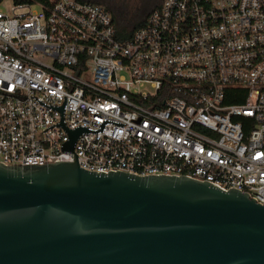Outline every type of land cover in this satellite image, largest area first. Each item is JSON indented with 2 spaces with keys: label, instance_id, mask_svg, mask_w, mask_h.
Wrapping results in <instances>:
<instances>
[{
  "label": "built area",
  "instance_id": "1",
  "mask_svg": "<svg viewBox=\"0 0 264 264\" xmlns=\"http://www.w3.org/2000/svg\"><path fill=\"white\" fill-rule=\"evenodd\" d=\"M75 156L264 205V0H162L130 33L91 0L0 3V162Z\"/></svg>",
  "mask_w": 264,
  "mask_h": 264
},
{
  "label": "water",
  "instance_id": "2",
  "mask_svg": "<svg viewBox=\"0 0 264 264\" xmlns=\"http://www.w3.org/2000/svg\"><path fill=\"white\" fill-rule=\"evenodd\" d=\"M0 264H264V205L188 176L89 171L76 156L0 162Z\"/></svg>",
  "mask_w": 264,
  "mask_h": 264
},
{
  "label": "rangeland",
  "instance_id": "3",
  "mask_svg": "<svg viewBox=\"0 0 264 264\" xmlns=\"http://www.w3.org/2000/svg\"><path fill=\"white\" fill-rule=\"evenodd\" d=\"M14 0H1L2 7H8L13 4ZM108 6L113 12L112 15L116 21L122 24H133L142 20L146 14L156 5L158 6L161 0H91ZM120 12L124 15L120 17ZM121 24V23H120Z\"/></svg>",
  "mask_w": 264,
  "mask_h": 264
},
{
  "label": "trees",
  "instance_id": "4",
  "mask_svg": "<svg viewBox=\"0 0 264 264\" xmlns=\"http://www.w3.org/2000/svg\"><path fill=\"white\" fill-rule=\"evenodd\" d=\"M16 2H47L48 0H15ZM0 2H1V0H0ZM98 3V2H97ZM104 5V4H103ZM106 6V5H105ZM157 6V5H156ZM155 6V7H156ZM111 12H113L108 6H106ZM151 11V10H150ZM149 11V12H150ZM148 12V13H149ZM148 13L146 14V16L148 15ZM124 15V12H120V17L119 18H121L122 16ZM146 16H144V18L142 19V20H139V21H137V22H135L134 24H133V26H131V25H129V24H122V22H117L118 23V26H119V28L124 32V33H130V32H132L134 29H136V28H139V27H141L143 24H144V22H145V19H146ZM121 23V24H120Z\"/></svg>",
  "mask_w": 264,
  "mask_h": 264
},
{
  "label": "flooded vegetation",
  "instance_id": "5",
  "mask_svg": "<svg viewBox=\"0 0 264 264\" xmlns=\"http://www.w3.org/2000/svg\"><path fill=\"white\" fill-rule=\"evenodd\" d=\"M162 1V0H161Z\"/></svg>",
  "mask_w": 264,
  "mask_h": 264
}]
</instances>
